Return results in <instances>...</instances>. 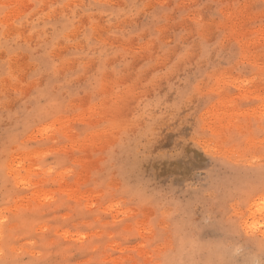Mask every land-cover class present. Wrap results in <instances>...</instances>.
Here are the masks:
<instances>
[{
    "label": "rangeland",
    "instance_id": "obj_1",
    "mask_svg": "<svg viewBox=\"0 0 264 264\" xmlns=\"http://www.w3.org/2000/svg\"><path fill=\"white\" fill-rule=\"evenodd\" d=\"M263 209L264 0H0V264H264Z\"/></svg>",
    "mask_w": 264,
    "mask_h": 264
},
{
    "label": "bare ground",
    "instance_id": "obj_2",
    "mask_svg": "<svg viewBox=\"0 0 264 264\" xmlns=\"http://www.w3.org/2000/svg\"><path fill=\"white\" fill-rule=\"evenodd\" d=\"M224 77V76H223ZM221 78V77H220ZM228 79V78H227ZM225 82V81H224ZM226 82H228V81H226ZM243 82V81H242ZM239 84V83H238ZM241 87V86H240ZM247 90V89H246ZM236 95V94H235ZM252 95V94H251ZM230 99H231V97H230ZM234 99V98H233ZM221 101V100H220ZM222 103V102H221ZM225 103V102H224ZM228 103V102H227ZM260 104V103H259ZM262 104V103H261ZM263 108V107H262ZM263 112V111H262ZM261 113V112H260ZM58 121V120H57ZM48 126V125H47ZM49 127V126H48ZM46 130H47V128H46ZM52 130V129H51ZM48 131V130H47ZM206 142V141H205ZM210 143V142H209ZM254 200V199H253ZM256 200V199H255ZM255 202V201H254ZM263 202V201H262ZM252 203V202H251ZM257 205V204H256ZM252 206V205H251ZM259 206V205H258ZM259 207H262V206H259ZM259 207L257 208V209H259ZM250 209V208H249ZM261 210V209H260ZM264 210V209H263ZM249 211V210H248ZM259 211V210H258ZM255 212H256V210H255ZM255 212H254V214H255ZM260 212V211H259ZM259 212H257L258 214H259ZM264 212V211H263ZM261 215V214H260ZM250 217H252V216H250ZM261 217V216H260ZM264 224V223H263ZM264 226V225H263ZM260 227V226H259ZM258 227V228H259ZM252 231H253V229H252ZM251 232V231H250Z\"/></svg>",
    "mask_w": 264,
    "mask_h": 264
}]
</instances>
